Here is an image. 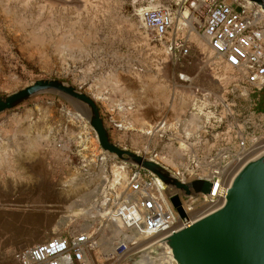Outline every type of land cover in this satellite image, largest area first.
<instances>
[{"label":"rangeland","instance_id":"obj_1","mask_svg":"<svg viewBox=\"0 0 264 264\" xmlns=\"http://www.w3.org/2000/svg\"><path fill=\"white\" fill-rule=\"evenodd\" d=\"M242 1L249 6L247 1ZM151 5L171 8L178 13L179 21L183 11L188 14L187 2L183 0H0V95L22 88L36 78H58L95 101L113 142L124 137L113 126L108 112L114 114L113 111L122 109V103L114 100L118 96L131 100L129 108L136 105L134 97L140 90L131 84L144 83L143 93L148 101L157 100L182 117L187 116L183 93L189 89L196 92L197 88L186 86L188 80L184 71H181L183 80L176 75L179 83L171 79L166 44L154 41L135 16L139 8ZM258 10L261 14L264 12L259 7ZM187 19V28H183L180 35L187 41L192 63L215 60L219 69L215 71L209 63L207 69L221 85L239 81L255 88L236 70L223 64L206 43L191 37L192 32L198 34L199 39L203 34L199 23L195 24L196 19ZM203 92L208 97V93ZM10 117L19 125L42 127L39 128L43 130L42 137L38 140L31 138L35 135L34 127L30 128L29 156L33 161L38 159L47 173L45 181L49 189L38 205L45 209L46 219L55 221V231L70 234L82 231L79 227L84 228L89 222L98 227L99 222L102 232L109 237V221L102 215L106 211L98 213L90 207H96L103 196L112 198L123 190L127 193V180L134 167L106 155L83 116L56 95L41 94L0 113V121L9 122ZM165 125L163 121L155 126L159 130L158 137L164 136ZM147 133H153L152 127ZM262 133L248 135L244 138L246 145L262 140ZM233 145L230 151L221 154L218 167L232 161L238 149L236 139ZM154 150L155 147H150L145 152L149 154ZM151 154L153 157L155 153ZM158 157L162 160L161 155ZM115 170H120L124 177L113 183ZM189 171L182 167L174 174L189 179L193 177ZM140 174L150 177L141 169ZM165 193L168 192L163 189ZM42 230L46 233L48 228ZM88 234L91 233L88 231ZM105 239L97 241L95 238L94 248L88 251L91 264H133L130 254L143 246L141 240H137L136 248L116 258L112 252L103 250Z\"/></svg>","mask_w":264,"mask_h":264},{"label":"crops","instance_id":"obj_2","mask_svg":"<svg viewBox=\"0 0 264 264\" xmlns=\"http://www.w3.org/2000/svg\"><path fill=\"white\" fill-rule=\"evenodd\" d=\"M226 2L233 8L241 5L247 12L258 10L248 1V7L242 0ZM257 24L264 30V12ZM168 55L172 67L171 79L179 83L176 75L184 71L188 80L186 86L190 88L195 85L197 88L196 92L189 89L183 93L188 115L182 117L172 107L157 100L148 101L149 98L143 93L146 88L144 83L138 86L131 84L134 89L140 90L134 97L136 105L131 109L128 107L131 100L127 96H118L114 100L122 103V109L113 111L114 114L108 112L113 126L121 131V134L117 133L124 137L114 142L119 147L148 157L155 153L150 158L174 173L185 167L190 169L193 177L208 178L211 169L218 167L221 154L233 148L234 139H246L248 135L253 136L258 132H263L261 135L264 139V85L256 89L239 81L221 85L207 69L208 63L215 71L219 69L215 60L193 64L190 51L181 55L175 50ZM203 91L208 93V97ZM8 119L9 122L0 121V264H21L15 254L51 236L67 234L55 231V221L46 219L45 209L38 205L44 201L49 184L45 181L47 173L40 167V161L30 159L29 132L34 127L35 137L31 138L38 140V137H42L40 133L43 130L39 129L42 127L19 125L13 123L11 117ZM163 121L166 122V131H163V137H158L159 130L155 126ZM151 127L153 133L149 135L147 132ZM222 142H226V145ZM150 147L156 150L148 154L145 151ZM98 225L96 227L92 223V228L79 227L82 231L78 232L88 235L89 231L97 237V241L102 237L107 238L108 235L102 232L101 223L98 222ZM46 227L48 230L45 233L42 229ZM88 257L87 249L84 253L87 264Z\"/></svg>","mask_w":264,"mask_h":264},{"label":"built area","instance_id":"obj_3","mask_svg":"<svg viewBox=\"0 0 264 264\" xmlns=\"http://www.w3.org/2000/svg\"><path fill=\"white\" fill-rule=\"evenodd\" d=\"M183 1L187 2L188 14L181 21L176 11L161 5L139 8L135 16L154 41L166 44L168 54L177 50L181 55L186 54L189 47L180 33L183 28H187V18L196 19L195 24L199 23L201 33L206 37L212 53L223 64L242 75L246 83L255 88L263 86L264 43L261 40L262 27L255 21L257 10L247 12L241 5L233 8L226 0ZM178 79L183 80L182 74H178ZM252 147V144L246 145L243 138H237L238 149L232 160L238 158L237 161H240L253 150ZM153 178L152 175L142 177L140 169L134 167L127 180V189L132 193L131 198H125L123 191L116 194L114 199V196L106 197L107 211L110 212L108 214L120 223L123 233L165 235L179 226H186L195 218L190 219L187 213L200 203L216 205L219 199H222L228 184L227 174L216 167L211 169L208 177L211 182L209 193L198 194L194 198L180 197L186 214L184 219H180L168 200L170 193L164 194L166 203L164 205L161 203L153 187ZM218 185L219 190H216ZM186 199H190V202ZM101 201L102 198L98 203ZM94 242L92 234L87 235L83 232L51 236L15 256L21 264H87L84 253L94 245ZM134 244H136L134 240L116 241L112 255L120 258L133 250ZM88 264H91L89 260Z\"/></svg>","mask_w":264,"mask_h":264},{"label":"water","instance_id":"obj_4","mask_svg":"<svg viewBox=\"0 0 264 264\" xmlns=\"http://www.w3.org/2000/svg\"><path fill=\"white\" fill-rule=\"evenodd\" d=\"M246 1L264 10V0ZM46 93L64 99L83 116L106 155L147 172L171 191L168 200L180 219L186 217L180 197L209 193L208 178H178L152 158L119 147L109 138L95 101L58 78H36L0 95V113ZM130 260L133 264H264V148L237 168L216 207L133 251Z\"/></svg>","mask_w":264,"mask_h":264},{"label":"bare ground","instance_id":"obj_5","mask_svg":"<svg viewBox=\"0 0 264 264\" xmlns=\"http://www.w3.org/2000/svg\"><path fill=\"white\" fill-rule=\"evenodd\" d=\"M150 7H154V5H151ZM150 7H147V8H150ZM259 14V15H258ZM187 16V12L186 11H183L181 13V18H184ZM261 18V12L260 10H257V17L255 18V21L258 22V20ZM188 20V19H187ZM186 20V21H187ZM192 20V19H191ZM189 20L188 24L190 26V23H191V30H193V26H192V21ZM264 30L261 31V40L263 41L264 43V33H263ZM191 34V33H190ZM196 35L195 32H192V35L191 37L195 40H197L198 42H203V43H206L207 44V39L206 37L203 35L201 37V39H199ZM228 66V65H227ZM230 67V66H229ZM253 147L250 152H248L240 161H237L238 158L232 160L227 166H220V167H217L219 170H221L222 172H224L225 174H227V181H229L230 177L233 175V173L237 170V168L248 158L252 157L253 155H255L257 152H259L260 150H262L264 148V139L263 140H259V141H254V143L252 144ZM255 148V149H254ZM165 157H163L164 159ZM166 159H164L165 161ZM210 176V175H209ZM123 175H122V172L120 170H115L114 172V177H113V183H116V182H119V180L123 179ZM153 187L154 189L157 191V196L159 197V199L161 200V203L164 205L166 203L165 201V198H164V194H163V189L166 190L164 188V186L162 185V183L157 179V178H153ZM219 185L216 187V190H219ZM167 191V190H166ZM122 192V191H121ZM120 192V193H121ZM168 193H171V191H167ZM119 193V194H120ZM123 194H124V197L125 198H131L132 196V193H130L129 191L127 193L124 192L123 190ZM117 195H115L113 197V199L116 197ZM112 199V200H113ZM221 200L219 199L218 203L220 202ZM106 196H103L102 197V201L100 203H98L96 205V207H90L92 211H95V212H98V213H102L104 211L105 214H102L104 216H106V220L109 221V228L110 229V235L108 238H106L103 242V245H104V251H108V252H112L113 251V244L117 241H122V240H134L136 243H137V240H141V243L144 245H146L147 243H149L150 241H153L159 237H161L162 235L161 234H156V235H153V236H145V235H140L136 232H132L130 234H125L123 233V230H122V227L120 225V223L116 220V219H112L108 213H110L109 211H107L108 207L106 206ZM217 203V204H218ZM185 204V202H183V205ZM216 205H211V204H204V203H200L198 206L192 208L188 213L187 215L189 216V218H194L196 217L197 215H200L202 214L203 212L205 211H209L210 209L214 208L217 206ZM91 222L89 223H86V227L87 228H91ZM85 233V232H84ZM87 234V233H86ZM88 235H91V234H88ZM115 239V240H114ZM141 244V245H142ZM135 245H139V243L137 244H134ZM137 247V246H135ZM135 247H132V248H135ZM91 248H94V245H92ZM91 248L88 250L90 251ZM140 249V248H139ZM135 251V249H134Z\"/></svg>","mask_w":264,"mask_h":264},{"label":"trees","instance_id":"obj_6","mask_svg":"<svg viewBox=\"0 0 264 264\" xmlns=\"http://www.w3.org/2000/svg\"><path fill=\"white\" fill-rule=\"evenodd\" d=\"M27 102V101H26ZM25 103V102H24ZM23 104V103H22ZM21 105V104H20ZM19 106V105H18ZM17 107V106H16ZM97 108H98V111H99V114H100V116H101V118H102V121L105 123V117L102 115V113H101V111H100V109H99V107L97 106ZM13 109H15V108H13ZM107 130H108V133H109V138L112 140V138H111V136H110V129L109 128H107Z\"/></svg>","mask_w":264,"mask_h":264}]
</instances>
